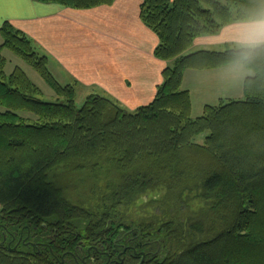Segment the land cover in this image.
Wrapping results in <instances>:
<instances>
[{"label": "trees", "instance_id": "16d2710c", "mask_svg": "<svg viewBox=\"0 0 264 264\" xmlns=\"http://www.w3.org/2000/svg\"><path fill=\"white\" fill-rule=\"evenodd\" d=\"M42 1L88 10L116 0ZM141 17L159 39L155 57L170 64L155 98L135 112L98 94L78 108L75 87L58 82L26 36L2 27L0 51L30 65L65 104L44 102L21 69L7 75L0 59V225L15 236L10 245L0 230V264H59L92 245L116 256L132 236L143 264H264V45L188 54L201 36L264 21V0H144ZM230 66L254 75L244 100L195 117L185 73ZM59 169L89 176L90 207L64 197ZM141 198L143 217L128 221L125 211ZM21 237L41 246H17ZM128 254L124 264L143 260Z\"/></svg>", "mask_w": 264, "mask_h": 264}, {"label": "crops", "instance_id": "0c3cea01", "mask_svg": "<svg viewBox=\"0 0 264 264\" xmlns=\"http://www.w3.org/2000/svg\"><path fill=\"white\" fill-rule=\"evenodd\" d=\"M144 0H116L110 6L77 10L42 0H0L1 30L9 23L26 36L62 85L88 97L102 95L129 112L149 104L163 82L167 62L154 55L157 35L143 22ZM264 45V21L232 23L215 35L197 38L190 54L223 52ZM6 49L0 51V59ZM254 75L230 66L185 73L182 89L190 93L195 117L207 105L244 97V83Z\"/></svg>", "mask_w": 264, "mask_h": 264}, {"label": "rangeland", "instance_id": "374dc122", "mask_svg": "<svg viewBox=\"0 0 264 264\" xmlns=\"http://www.w3.org/2000/svg\"><path fill=\"white\" fill-rule=\"evenodd\" d=\"M193 46L188 51V54L191 53ZM2 58L5 59V73L7 75L12 74L17 68L21 69L28 78L32 81V83L41 91L40 98L44 102L48 103H61L65 104V100L63 98H59L56 96V94L50 89V87L45 83V81L42 79V77L26 62L18 58L16 55H14L9 50H6V54L2 56ZM76 89V88H75ZM77 91V90H76ZM87 95L88 97L91 96ZM87 97H85L81 91H77V98L76 103L77 107L81 108L85 102ZM245 97H243L240 100H244ZM3 111L2 108H0V112ZM21 116L27 119H33L35 118L32 114L28 113H21ZM201 116V115H200ZM209 135V133H205L202 136L198 138V143L202 144L204 142V139ZM3 142V143H2ZM0 141V145H3L2 148L5 149V142ZM24 167L26 164H22ZM56 173H58V176L55 178L54 182L58 184L59 186H62L64 190H66V194L64 193V197H66L69 201L75 204H80L81 206L90 207L88 205V202H92V181L89 178L88 175H86L83 172H76L70 169H59L56 170ZM158 194V193H156ZM151 195L149 196V198ZM90 200V201H88ZM144 200L145 198H141L137 205L134 207H131L129 210L127 209L125 213L128 214V221H131V217L137 221L139 218H142L144 215L143 211H139V214H137V210L140 208H146L144 206ZM131 235H133V231H124V234H122L123 238H128ZM135 236L130 237L129 239L133 238ZM135 240H133L130 243H133ZM32 246H36L35 244ZM120 253V252H119ZM131 264V263H128Z\"/></svg>", "mask_w": 264, "mask_h": 264}, {"label": "flooded vegetation", "instance_id": "af4514ba", "mask_svg": "<svg viewBox=\"0 0 264 264\" xmlns=\"http://www.w3.org/2000/svg\"><path fill=\"white\" fill-rule=\"evenodd\" d=\"M0 230H3V242H7L8 241V237H12L11 242L9 243L10 245L15 242V236H10L11 234L8 231V228L0 225ZM30 233V231H29ZM23 236V235H22ZM29 237L23 239V237L19 238L18 242H17V246L18 245H26V247H31L32 245H38L37 247L39 248V246H41L40 244H36L33 243L31 241L28 240ZM134 239H136V237H133L131 239H129L128 244L123 245V244H119V247L121 249L120 253H118L116 256L111 255L110 253H107L104 251V248L102 246L98 247V246H94L92 245V248H88L87 249V254L86 255H81L80 253H82V248H77L75 249L72 253H66L63 257H61V259H57L59 264H96V260L100 259V264H124V256L125 253H127L128 250L133 251V254H128L129 258H142L143 260H141L140 264H143L144 259L146 258V254L145 257L143 256L144 253H142V255H140V253H138L133 246L129 245L130 242H132ZM29 245V246H27ZM44 246H46L45 244H43ZM32 248V247H31ZM67 254L68 257H67ZM101 257V258H97ZM67 257V258H66ZM97 258V259H96Z\"/></svg>", "mask_w": 264, "mask_h": 264}, {"label": "water", "instance_id": "95a60500", "mask_svg": "<svg viewBox=\"0 0 264 264\" xmlns=\"http://www.w3.org/2000/svg\"><path fill=\"white\" fill-rule=\"evenodd\" d=\"M35 247V246H34ZM143 256L145 257V254H143Z\"/></svg>", "mask_w": 264, "mask_h": 264}]
</instances>
